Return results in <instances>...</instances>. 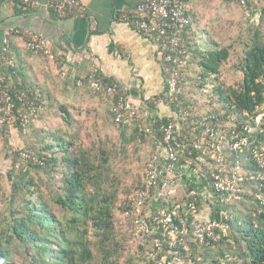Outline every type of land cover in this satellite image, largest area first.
<instances>
[{
    "label": "trees",
    "instance_id": "16d2710c",
    "mask_svg": "<svg viewBox=\"0 0 264 264\" xmlns=\"http://www.w3.org/2000/svg\"><path fill=\"white\" fill-rule=\"evenodd\" d=\"M226 2H235L247 14L251 11L248 2L246 6L235 0ZM187 15L190 18V11ZM249 16L244 32L235 39L219 33L216 17L199 26L193 16L180 36L187 59L180 68L178 91L170 104L175 116L170 120L180 124L181 136H190L192 128L199 129L200 121L214 122L222 137L220 152L226 160L223 174L234 179L235 187L228 192L214 190L210 173L217 171V164L211 152H194L180 159L179 165L199 170L209 197L208 216L218 220L219 226L214 237L201 244L192 236L174 249H168L164 242L163 254L176 257L178 264H264V204L257 199L258 194L264 195V168L252 157L254 150L264 149V12L257 20ZM27 51L46 63V55ZM8 55L13 57L10 50ZM231 59L234 63L226 68ZM13 60L14 68H1L5 86L19 92L39 91L45 103L43 111L29 119L25 132L19 126L15 132L22 147L11 151L7 190L0 174V200L6 205L0 212V264H157L149 253L156 249L153 240L161 233H152L139 244L134 236L130 198L144 187L145 166L158 146L163 149L158 127L166 125L168 119L149 118L145 122L147 119L141 117L139 122L116 125L112 120L115 98L106 96L109 100L102 108V93L86 83L89 74L71 81L78 95L74 101L71 91L60 90L62 82L53 81L44 87L26 84V67ZM225 73L238 79L228 83ZM99 102V106H93ZM16 104L20 106L18 101ZM212 116L217 120H211ZM80 117L83 126L94 132L114 125L122 141L110 145L111 139L104 137L83 146ZM245 125L253 128L251 147L232 150V131L239 133ZM0 136L7 138L4 128H0ZM21 153H28L31 159L23 161ZM116 159L138 163L131 183H122L123 174L116 175ZM191 192L195 194L192 197ZM157 195L156 203L151 202ZM194 198L199 211L204 199L193 182L176 197L153 188L141 213L149 212L154 217L165 212L176 219L183 217L191 226L195 218L174 208Z\"/></svg>",
    "mask_w": 264,
    "mask_h": 264
},
{
    "label": "built area",
    "instance_id": "2783aa9c",
    "mask_svg": "<svg viewBox=\"0 0 264 264\" xmlns=\"http://www.w3.org/2000/svg\"><path fill=\"white\" fill-rule=\"evenodd\" d=\"M41 1L22 0V4L26 9L34 10L41 6ZM235 1L241 6L247 5V0ZM45 3L46 8L60 18H84L86 15L85 8L79 0H45ZM187 12V4L181 0H145L126 19L133 28L152 40L160 52L163 70L166 74L165 99L169 104L175 99V94L178 91L177 82L180 76V68L187 59L186 49L180 41L182 31L191 22ZM12 33H18L22 36L26 49L52 57L47 40L40 34L10 30L9 34ZM1 52L3 61L0 63V128H4L7 131V136H10L18 131V126L21 132H25L29 119L37 117L43 111L45 99L39 91L19 92L18 90H9L5 86L6 77L1 68L3 66L14 68L15 65L13 58L8 55V34L3 39ZM54 65L57 73L63 74V65L59 59L54 60ZM86 83L96 92L106 93L115 98L112 120L116 125L125 126L140 121L143 116L141 110L123 97L115 83L107 82L94 73L87 76ZM16 101L20 103L19 107H17ZM210 119L217 120V117L212 116ZM198 126L199 129L192 128L190 136H181L180 124L176 119H169L166 125L158 127V131L164 139L163 149H160L165 153V160L163 162L158 153L152 157L146 164L142 175L144 187L135 190L130 198V202L134 206V236L139 244L144 243L152 233H161V237H156L153 240L156 249L149 253L150 258L158 260L157 264H178L176 257L169 258L163 254L162 244L164 242L168 249H174L185 238L192 236L201 244L206 238H213L215 230L219 226V221L215 218L212 219L208 215L202 217L201 210H197L195 198L192 201H182L176 204L174 208L177 212L182 210L185 214H190L195 218L191 226L183 217L176 219L165 212H159L154 217L149 212L141 213L142 207L149 202L150 192L153 188L171 197L178 195L179 179L175 167L181 158H186L194 152H211L212 158L217 164V171L210 173L214 190L216 192H228L235 187L234 179L223 174L226 160L220 152L222 137L219 129L213 121L209 123L200 121ZM252 132L253 128L249 125L243 126L239 133L232 131L231 149L242 151L250 148L252 143L249 141V136ZM252 157L259 167L264 168V149L254 150ZM21 159L28 161L31 156L28 153H21ZM194 195V192L189 194L191 197ZM157 199L158 195L151 202L156 203ZM257 199L261 204H264L263 194H258Z\"/></svg>",
    "mask_w": 264,
    "mask_h": 264
},
{
    "label": "crops",
    "instance_id": "0c3cea01",
    "mask_svg": "<svg viewBox=\"0 0 264 264\" xmlns=\"http://www.w3.org/2000/svg\"><path fill=\"white\" fill-rule=\"evenodd\" d=\"M85 8L84 18H60L46 8L45 0L38 9H26L22 0H2L0 2V52L3 39L8 34L9 50L15 60L26 67L29 75L26 84L51 86L53 81L61 83L60 90L71 91V96H78L74 91V78L87 74H96L103 80L113 82L123 97L139 107L142 117L149 121L157 118L171 119L175 116L170 104L165 99V72L161 54L152 40L148 39L126 21L135 8L145 0H79ZM219 0H186L190 19L206 23L208 10L216 6ZM250 13L259 18L264 12V0H247ZM203 3L207 7H203ZM197 11L199 14L197 15ZM211 13V12H210ZM10 30L30 31L43 36L48 43L52 57L46 56V63L41 58L30 56L25 48L23 38L18 33L9 34ZM59 59L63 65V74L57 73L54 60ZM62 75V76H61ZM62 77V81L59 77ZM80 82V81H78ZM21 79L18 84H21ZM25 86V85H24ZM103 94V95H102ZM103 103L95 107L104 108L109 100L102 93ZM78 101V100H77ZM76 101V102H77ZM92 104V102H89ZM94 107V108H95ZM150 114V116H149ZM146 115V117H144ZM1 137V136H0ZM5 140V141H4ZM4 142L18 141L17 133ZM165 160V153L158 146L157 152ZM178 194L193 182L197 185L199 195L204 199L206 211L201 210L202 217L209 215L208 192L206 184L199 176L198 169L185 165H176Z\"/></svg>",
    "mask_w": 264,
    "mask_h": 264
},
{
    "label": "rangeland",
    "instance_id": "374dc122",
    "mask_svg": "<svg viewBox=\"0 0 264 264\" xmlns=\"http://www.w3.org/2000/svg\"><path fill=\"white\" fill-rule=\"evenodd\" d=\"M203 7L206 8L207 4L203 3ZM195 12L197 15L199 14L197 11H195ZM207 15H210V16H208L207 20H212L214 17L217 18L218 24L216 25V28L219 30V33L223 34L222 35L223 37H233V39H235V37L237 35H239L240 32H242L245 29V26L247 25L246 24V21H247L246 17L249 16L247 14L246 10L238 7L235 2L230 3V2H226V0H224V1L219 0L215 7L212 6L208 10ZM249 17H251L252 20H257V18L253 17V15L249 16ZM196 22L199 26H201L200 24L205 23L199 19L196 20ZM233 63L234 62L231 59V61L225 67L228 68ZM225 75H226V73H225ZM236 79H238V76L232 75V73L226 75V80L228 83H232ZM78 119L80 121L78 123V126L80 125L79 130H80V135H81V144L83 146H90L91 143L94 142L95 140H96L95 142H97L100 139H104V137L111 139L110 145H113L116 143H117V145H119L120 142L122 141L121 137L119 136V131L116 129V127L114 125L112 127H110L109 129L96 130V132H94L92 129H89V128L83 126V124L81 123L83 120V117H80ZM53 122H54V120H53ZM88 125H91V121L89 122ZM131 132H132V130H131ZM129 133H130V131L126 135V139L128 138V136H130ZM0 141H1V137H0ZM4 141H3V145L0 146V174H1V180L4 182V184H7V187H6V190H7L10 186L9 181L11 179V176L9 173L10 164H11V161H10L11 160V157H10L11 151H12V149L18 148L19 146L22 147V144H21V141H19V140L15 141L16 142L15 144L12 141H10V143H8L7 141L6 142H4ZM129 151H130V154H132L131 149H129ZM145 157H146V155L144 154L142 160H144ZM113 168L115 169L116 175H119L122 177V174H123L122 183L129 184V183H131L134 175H136V173L138 172L139 165H138V163H134V161H132V160H130L129 162H127V161L123 162L119 159H116V161L113 165ZM0 199H1V194H0ZM4 208H6V205H4L3 202L0 200V212L3 211ZM201 210L206 211L204 204L202 205ZM121 233L124 234L122 231H121ZM127 245H128V243H127ZM124 246L126 247V242H125ZM18 260L21 261V258H18Z\"/></svg>",
    "mask_w": 264,
    "mask_h": 264
}]
</instances>
